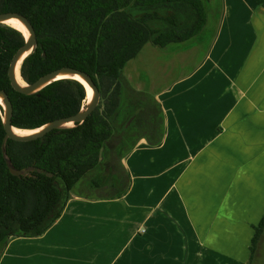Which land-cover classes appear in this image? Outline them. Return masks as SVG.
Segmentation results:
<instances>
[{"label":"crops","instance_id":"crops-1","mask_svg":"<svg viewBox=\"0 0 264 264\" xmlns=\"http://www.w3.org/2000/svg\"><path fill=\"white\" fill-rule=\"evenodd\" d=\"M207 3L203 32L170 51L180 67L205 42ZM210 35L198 64L159 89L144 59L133 65L131 84L160 103L165 134L124 158V196L73 195L43 236L11 238L0 264H250L264 218V7L221 0Z\"/></svg>","mask_w":264,"mask_h":264},{"label":"trees","instance_id":"trees-1","mask_svg":"<svg viewBox=\"0 0 264 264\" xmlns=\"http://www.w3.org/2000/svg\"><path fill=\"white\" fill-rule=\"evenodd\" d=\"M210 0H0V14L16 13L32 24L37 45L21 66L32 85L62 68L88 74L101 100L74 128L18 142L6 137L0 106V254L11 238L43 236L62 216L72 195L91 200L120 199L130 176L123 164L140 139L161 144L165 116L160 103L136 90L124 70L145 45L165 48L199 36L207 25ZM264 7V0H257ZM19 30L0 24V89L13 104L12 125L37 130L79 113L85 86L73 79L53 82L40 92H17L9 78L15 54L26 44ZM19 171L11 173L8 165ZM264 228L255 226L251 263Z\"/></svg>","mask_w":264,"mask_h":264},{"label":"water","instance_id":"water-1","mask_svg":"<svg viewBox=\"0 0 264 264\" xmlns=\"http://www.w3.org/2000/svg\"><path fill=\"white\" fill-rule=\"evenodd\" d=\"M10 19H16L20 21L29 32V35L26 36L27 38L26 44L15 54L10 64V67H9V78L12 82L13 88L17 92L25 94V95H33V94L40 92L45 87L52 84L53 82L61 80L60 79L61 76H64V75L80 76L85 80V82L93 90V98L91 102L87 104V107L85 108L84 106V108L76 115L55 120L53 122L46 124L40 129L32 130V131H36V133L27 135V136H22V135H17L15 133V129H19V128H15L12 125L13 104L10 100V97L4 90L0 89V99L4 101V106H1V107L3 108V111H4L3 113L4 125H5V129L7 132L5 140H4V144H3L4 153H6V143L8 139H12L18 142L35 141V140L45 137L48 133H50L53 130L74 128L78 124L84 123L97 109L100 103V100H101L100 91L98 87L96 86L95 82L92 80V78L88 74L82 71H79V70L72 69V68H62V69L53 71L51 73H48L47 75L43 76L42 78H40L38 81H36L32 85L27 84L25 81H24L25 82L24 85L20 84L17 81V72L18 70H20V75H21V66H22L23 61L25 60L26 57H28V55H30L34 51L37 45V35H36V32L32 24L26 17L20 14H16V13L0 14V24H5V22ZM83 85L85 86V84ZM85 88L87 91L86 86ZM8 165H9V168L12 174L17 175V176H20L23 174V171L16 170L9 161H8Z\"/></svg>","mask_w":264,"mask_h":264},{"label":"rangeland","instance_id":"rangeland-1","mask_svg":"<svg viewBox=\"0 0 264 264\" xmlns=\"http://www.w3.org/2000/svg\"><path fill=\"white\" fill-rule=\"evenodd\" d=\"M207 8L209 11L208 12V14H209L208 27L210 30H208L209 32L206 33L205 36H207V37L205 38V42L202 45V47L199 48V51L196 50V51H193L191 54H189V53L187 54V56H186L187 65L186 66L182 65V67H180L177 63L181 62L183 64L184 63L183 59L178 60L177 58H175L176 56L174 55V53L170 52V51H172V47H177L178 44H173L172 46H170L171 48L168 50L153 48V46L151 44H148L143 48L141 54L139 55L138 60H136V59L132 60L129 63L128 68L126 69V72L124 75H125L126 79L129 81V83L130 84L132 83L133 85L135 84V66H133V65H135V63L137 61H139V59H144L145 66L150 67L151 72H152V74H150V76L151 75L153 76V77H151L153 79V81H148V83L155 84L156 89L161 88L163 85H165L168 82H170L171 80H173V78H175L181 72L191 71L192 68H194L198 64V62L200 61V58L203 55V50L207 46L209 47V45H210V40L212 38V35H210V32H211V29L213 28V26H215V22H216L218 16L220 15L221 0H211V2L208 1ZM194 43H196V42H190V45H195ZM185 46H183V47L185 48ZM186 47H188V46H186ZM149 52H154L155 56L153 55L154 57L153 56L148 57L147 54ZM167 63L176 65L177 74H175V72H172V74H169V68H168L169 64H167ZM164 69H165V73H164ZM145 92L150 93L148 91H145ZM90 102L91 101L86 102L85 108L87 107V104ZM123 164H124V161H123ZM72 196H71V198H72Z\"/></svg>","mask_w":264,"mask_h":264},{"label":"bare ground","instance_id":"bare-ground-1","mask_svg":"<svg viewBox=\"0 0 264 264\" xmlns=\"http://www.w3.org/2000/svg\"><path fill=\"white\" fill-rule=\"evenodd\" d=\"M5 25H8V26H10V27H12L14 29H17V30L21 31L25 36H28L29 35L28 30L23 26V24L20 21H18L16 19L7 20L5 22ZM60 79H75V80H78V81L82 82L87 87V101H91L92 100V98H93V90L85 82V80L82 77H80V76H66V75H64V76H61ZM17 81L20 84H22V85L25 84L23 78L20 75V70H18V72H17ZM0 106H4V101L2 99H0ZM15 133L17 135L27 136V135H31L33 133H36V131L23 130V129H15Z\"/></svg>","mask_w":264,"mask_h":264},{"label":"flooded vegetation","instance_id":"flooded-vegetation-1","mask_svg":"<svg viewBox=\"0 0 264 264\" xmlns=\"http://www.w3.org/2000/svg\"><path fill=\"white\" fill-rule=\"evenodd\" d=\"M252 264H264V228H263L261 237L258 241L256 252L254 255V260Z\"/></svg>","mask_w":264,"mask_h":264}]
</instances>
